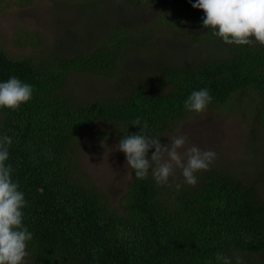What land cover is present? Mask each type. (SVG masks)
<instances>
[{"label": "trees", "instance_id": "obj_1", "mask_svg": "<svg viewBox=\"0 0 264 264\" xmlns=\"http://www.w3.org/2000/svg\"><path fill=\"white\" fill-rule=\"evenodd\" d=\"M34 1L0 0V14ZM129 1L141 6L146 0ZM170 1L175 11L164 16V26L187 38L191 27L206 29L204 11L192 7L196 0ZM105 22L82 53L48 49L32 30L14 38L28 54L13 55L0 44V83L15 76L33 87L17 110L0 108V138L12 139L6 163L27 201L23 224L33 237L24 264H223L217 254L231 264L237 257L264 264V167L243 175L210 168L194 186L171 178L158 185L151 171L140 180L131 170L127 192L112 206L87 183L76 157L79 137L88 131L122 139L147 121L150 135L172 132L196 113L184 104L201 89L212 96V108L230 106L238 92L254 94L248 114L264 130V45H230L206 29L219 49L214 56L150 58L143 66L132 64L129 53L148 46L156 28ZM72 73L114 80L116 89L81 98L67 88ZM137 118L141 126L133 125Z\"/></svg>", "mask_w": 264, "mask_h": 264}, {"label": "rangeland", "instance_id": "obj_2", "mask_svg": "<svg viewBox=\"0 0 264 264\" xmlns=\"http://www.w3.org/2000/svg\"><path fill=\"white\" fill-rule=\"evenodd\" d=\"M174 11L170 0H146L141 6L129 0H36L23 8L12 4L0 14V44L13 55L28 54L30 49L17 47L14 38L32 30L40 35L48 49L60 45L65 51L82 53L91 49L97 31L102 32L99 27L106 26L105 21H109L111 26L152 24L156 28L148 46L130 51L132 64L144 66L150 58L168 60L172 55L181 54L186 57L185 61L219 52L214 41L207 40L209 32L206 29L191 27L188 31L191 37L187 38L164 26V16ZM98 19L102 21L97 22ZM67 88L81 98L92 99L109 95L116 89V83L92 74L72 73ZM254 103V94L238 92L230 106H208L161 136V143L167 145L170 143L168 137L183 135L187 143L181 152L192 145L215 151L216 158L208 169L224 167L241 175L263 170L264 130L259 131L254 115L248 114ZM101 132L102 129L83 133L79 137L76 157L87 183L99 188L112 206H118L132 181V174H128L131 169L126 167V154L116 150L120 141L117 135L104 136ZM203 171L197 172L196 177ZM170 178L184 181L180 169Z\"/></svg>", "mask_w": 264, "mask_h": 264}, {"label": "clouds", "instance_id": "obj_3", "mask_svg": "<svg viewBox=\"0 0 264 264\" xmlns=\"http://www.w3.org/2000/svg\"><path fill=\"white\" fill-rule=\"evenodd\" d=\"M193 8L204 11L203 27L211 29L212 34L227 44L251 45L258 42L264 45V0H196ZM33 87L15 76L0 83V108L17 110L21 104L30 101ZM212 102L207 89L196 90L185 101L188 111L201 113ZM133 125L141 126L140 118ZM147 121L139 133L125 135L116 145V150L126 154V167H129L137 179L143 180L151 175L158 185H167L176 169L181 170L184 182L197 183L196 173L208 170L214 162V150H202L196 145L181 152L187 143V137H168L170 143H161L160 136L148 134ZM11 137L0 138V264H24L27 243L32 233L23 224L27 201L19 190L18 182L12 178L13 168L6 162L9 159ZM155 152L149 158L150 149ZM131 175V172H128ZM180 184H176L179 190ZM217 260L223 264L231 261L220 254ZM236 264H243L237 257Z\"/></svg>", "mask_w": 264, "mask_h": 264}]
</instances>
